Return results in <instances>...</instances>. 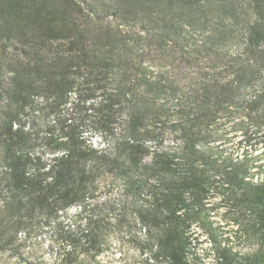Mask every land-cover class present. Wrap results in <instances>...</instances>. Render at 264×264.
<instances>
[{
  "label": "trees",
  "instance_id": "1",
  "mask_svg": "<svg viewBox=\"0 0 264 264\" xmlns=\"http://www.w3.org/2000/svg\"><path fill=\"white\" fill-rule=\"evenodd\" d=\"M88 1L0 0V257L48 227L21 264H103L132 224L164 264H264V0ZM212 199L252 252H197Z\"/></svg>",
  "mask_w": 264,
  "mask_h": 264
},
{
  "label": "rangeland",
  "instance_id": "2",
  "mask_svg": "<svg viewBox=\"0 0 264 264\" xmlns=\"http://www.w3.org/2000/svg\"><path fill=\"white\" fill-rule=\"evenodd\" d=\"M100 1L102 4L109 2L108 0H89L88 3L92 4ZM241 138L240 133H236L234 140L237 141ZM262 151L263 148L258 145L253 153L260 154ZM241 152L242 150L240 149L237 154L240 155ZM215 204H217V199L210 200L209 206L214 205V207L205 215L204 223L192 226V231L198 236L197 252L200 255H203L204 252H209L212 239L221 245L224 243L234 244L235 248L243 253L252 252L255 248L253 244L243 241L238 243L237 239L235 241L234 232L236 225L233 223V215L227 211L226 207ZM131 226L129 235L120 232L111 236L109 249L100 257L103 264H164L163 260L156 256L149 244L144 241L142 232L139 233V228L132 224ZM55 237V230L48 227L37 228L35 232L29 235L28 242L21 251V256L5 254L0 257V264H21L20 259H29L33 263L51 262L55 251L52 247L57 245L54 244Z\"/></svg>",
  "mask_w": 264,
  "mask_h": 264
}]
</instances>
